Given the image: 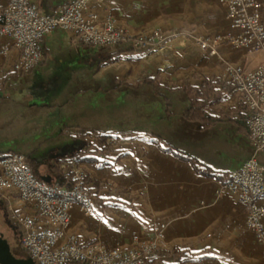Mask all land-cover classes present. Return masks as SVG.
Instances as JSON below:
<instances>
[{"label": "crops", "instance_id": "0c3cea01", "mask_svg": "<svg viewBox=\"0 0 264 264\" xmlns=\"http://www.w3.org/2000/svg\"><path fill=\"white\" fill-rule=\"evenodd\" d=\"M30 1L52 14L74 0ZM6 4L0 0V9ZM93 11L101 19L113 15L132 36L175 37L161 49L179 48L182 61L167 66L161 49L150 59L131 44L88 46L62 30L42 39L43 60L27 75L5 68L17 52L9 61L0 54V154L26 155L39 179L59 182L63 160L82 149L86 135L104 167L81 163L94 198L92 213L72 211L68 233L81 243L109 250L155 244L172 251L159 264H172L174 249L192 253L190 264H264V246L246 228V208L228 193L220 195L222 181L198 174L192 164L225 180L252 157L264 168V151L251 146L242 106L230 92L211 107L220 120L205 127L184 118L189 100L181 90L206 79L226 81L227 64L252 70L264 62V52L224 43L220 57H209L199 49L197 39L232 34L221 0H105ZM146 78L163 88L139 83ZM101 135L106 152L98 151ZM0 210L22 255L19 231L1 199Z\"/></svg>", "mask_w": 264, "mask_h": 264}, {"label": "built area", "instance_id": "2783aa9c", "mask_svg": "<svg viewBox=\"0 0 264 264\" xmlns=\"http://www.w3.org/2000/svg\"><path fill=\"white\" fill-rule=\"evenodd\" d=\"M105 0H74L60 5L52 14H43L30 0H7L0 9V54L15 61L5 64L7 72L24 76L43 60L40 42L56 30L66 32L88 46L115 47L131 44L138 51L157 49L165 37L132 36L113 15L101 19L95 4ZM232 34L197 39L199 49L209 57H220L219 47L226 43L235 50L264 52V3L261 0H221ZM154 49V50H155ZM153 52V51H152ZM150 53V52H148ZM230 94L242 106L249 141L256 152L264 151V62L252 70L226 65ZM61 168L68 175L65 185L38 179L28 158L20 153L0 154V199L6 202L10 223L20 235L22 250L36 264H142L155 244L134 245L129 249H107L99 242L81 243L68 233L72 211L94 210V198L87 183L88 174L73 157ZM228 193L247 210L246 228L264 246V168L252 157L230 173L220 195ZM166 227L156 229L164 238Z\"/></svg>", "mask_w": 264, "mask_h": 264}, {"label": "trees", "instance_id": "16d2710c", "mask_svg": "<svg viewBox=\"0 0 264 264\" xmlns=\"http://www.w3.org/2000/svg\"><path fill=\"white\" fill-rule=\"evenodd\" d=\"M139 83L152 86L156 91H159L163 88L162 85H160L156 80L151 79V78H146L143 81H140ZM217 86H221V88L218 89ZM231 89H232V85H231V83H229L227 81L223 82V81H218V80L216 81V80H210V79H206L204 84L200 87L190 86V85L183 86L181 88V90L186 94V96L189 100V105L183 113L184 118L189 120V121L200 122L205 127H209V126L214 125L220 119L211 115V113H210L211 107L216 102H219L222 99H224L226 94L228 92H230ZM167 106L168 107L170 106V103L168 101H167ZM99 137H101V139H103V140H101L98 143L99 144L98 146H100L99 147L100 149L98 151L106 152L107 148H106L105 141H104V138L106 136L101 135ZM81 138H82L81 140L83 142L82 149L79 152H77L76 154H74L73 156L63 160V162H70L73 157H76L77 161L79 163H82V162L97 163V164H99L98 167H104V163H100L101 161L98 159V157H96L97 151L94 152L90 149L92 144H90L88 142V140L86 139V135H84ZM180 156H181V158L186 159V157L184 155L181 154ZM29 163L32 167L33 165L31 164L30 160H29ZM192 164H193L195 171L198 174H201V175H204L207 177L218 178L222 181L223 185H225L229 180V178L224 180L220 176L212 173L211 171L200 166L198 163H196L194 161H192ZM32 169H33V167H32ZM33 172H34V169H33ZM60 172H62V171H60ZM64 173L65 172L63 170V174H61L62 175L61 179L63 181L59 180V182H58V183L62 182V183H60L61 185H65L67 182V179H68V175L66 173L65 174ZM34 174H35V172H34ZM35 176H36V174H35ZM171 252L172 251H162V250L155 248V249H153L152 253L148 257L143 258L142 264H159L160 257L163 254H171ZM173 252H174V257L176 259H174L172 264H190L191 262H193L195 260L194 255L192 253L183 252L180 249H174ZM21 256L22 257H29V255L27 253H23ZM69 264H81V263H69Z\"/></svg>", "mask_w": 264, "mask_h": 264}, {"label": "rangeland", "instance_id": "374dc122", "mask_svg": "<svg viewBox=\"0 0 264 264\" xmlns=\"http://www.w3.org/2000/svg\"><path fill=\"white\" fill-rule=\"evenodd\" d=\"M159 35H161V34H159ZM163 36V35H162ZM165 37V36H164ZM175 37H173V38H171V39H168V38H166L165 37V40L161 43V44H159L158 45V47H157V49H163V48H165L166 46H167V44L171 41V40H173ZM179 38H182V37H178V39ZM181 41H183V40H181ZM197 42V41H196ZM152 48H156V46H154V47H152ZM152 49V50H150V51H148V50H144V51H142V53H143V57H150V59L152 58V57H154V52H155V50H157V49ZM161 49V51H163L162 53H160L159 55L160 56H163V59L161 60V62H164V61H166V65L167 66H173L174 64L175 65H178V63H180L182 60V56H179L178 54H177V51L178 50H180L179 48L177 49V51L175 50V49H172V48H167V49H165V50H162ZM153 51V52H152ZM148 52H150V53H148ZM182 53V52H181ZM178 56V57H177ZM179 58V59H178ZM132 134V136H134V137H138V136H140L139 134H136V133H131ZM122 151H124V150H122ZM7 212V211H6ZM7 217H8V215H7ZM9 221V220H8ZM162 225H164V224H162ZM162 225H160V226H162ZM159 226V227H160ZM165 227H166V225H164ZM0 234H3L4 235V237L8 240V242H9V244H10V246H11V248H12V251L17 255V256H21L20 254H17L16 253V243H17V239H16V236H15V234H14V232H13V230L9 227V225H7L4 221H3V218H2V213H1V210H0Z\"/></svg>", "mask_w": 264, "mask_h": 264}, {"label": "water", "instance_id": "95a60500", "mask_svg": "<svg viewBox=\"0 0 264 264\" xmlns=\"http://www.w3.org/2000/svg\"><path fill=\"white\" fill-rule=\"evenodd\" d=\"M40 92L42 93V91ZM44 182L49 183L48 181ZM0 264H36V262L31 257L17 256L12 251L8 240L3 234H0Z\"/></svg>", "mask_w": 264, "mask_h": 264}]
</instances>
